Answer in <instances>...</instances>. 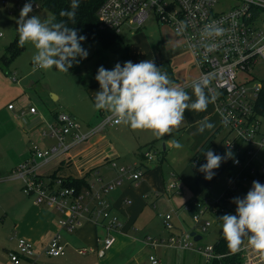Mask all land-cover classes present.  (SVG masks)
<instances>
[{"label":"built area","instance_id":"1","mask_svg":"<svg viewBox=\"0 0 264 264\" xmlns=\"http://www.w3.org/2000/svg\"><path fill=\"white\" fill-rule=\"evenodd\" d=\"M13 1L14 8L20 10L29 2ZM32 3L33 12L29 15L42 7L40 2L32 0ZM219 5L224 7L218 8ZM151 16L170 26L184 39L185 47L192 53L199 70L197 80H210V92L216 97L219 127L222 131L219 145L227 153H232L229 156L231 169L227 172L226 190L216 199L205 197V205L200 212H205L212 205L209 211L213 214L224 213L227 208L234 206L233 197L246 186L248 180L258 178V181H263L264 178V165L256 162V150L264 148V133L261 130L264 102V0H237L232 5L229 0H105L98 10L101 26L119 34L124 29L138 31ZM206 25L222 29V34L202 37ZM9 108H14V103L9 104ZM30 112H36V108L31 107ZM115 119L108 113L98 124L84 130L76 117L61 111L57 120L47 123L42 130L43 135L55 138L56 144L48 148L35 145L33 156L18 164L10 174L4 175L0 170V182L21 179L24 192L33 196L37 203L59 210L63 216L60 220L63 229L76 230L85 217L106 227L108 234L103 238L99 249L101 256L114 245L117 234L123 228L120 218L111 213V204L106 194L121 184L123 176L127 177L128 172L133 171L128 175L131 181L141 180L146 166L155 161L156 152L151 147L144 149V164L139 162L122 166L120 171L123 175L120 179L100 187L90 184L80 192L73 187L63 186L61 178L51 183L39 170L43 165L69 153L74 146L85 142L106 126L117 124ZM113 165L116 166V163ZM233 168L236 171L233 172ZM170 187L178 189L177 182H172ZM198 213L193 215V220L201 232H206L211 221L202 220ZM170 219L171 215L168 214L165 221L168 229L173 227ZM146 242L158 245L164 240L149 236ZM168 243L183 248H193L194 245L191 233L171 235ZM43 252L52 257L66 253V246L59 234L50 240ZM202 252L210 263L221 257L216 253L214 244L206 245ZM241 253L243 264H264V252L251 245L245 246ZM9 255L13 263L19 264L24 257L37 256L36 246L27 238L19 237L17 249ZM151 262L158 264L159 260L156 256H151Z\"/></svg>","mask_w":264,"mask_h":264},{"label":"crops","instance_id":"2","mask_svg":"<svg viewBox=\"0 0 264 264\" xmlns=\"http://www.w3.org/2000/svg\"><path fill=\"white\" fill-rule=\"evenodd\" d=\"M1 2L2 0H0V11H2L3 6ZM164 29L169 33L166 40L162 39L158 42L156 49L152 48L150 53L142 60H153L162 72L168 74L175 86L184 88L191 96L189 102H192L196 97L191 84L197 81L199 70L195 66L192 53L185 47L184 39L178 36L170 26L164 25ZM6 48L7 46L2 54L5 53ZM130 53L132 62L142 61L133 57L132 49H130ZM92 59L94 58L92 57ZM92 59L88 57L84 60L88 62L87 64L92 63V67L101 63L99 60ZM84 60H80L82 66ZM106 61L102 66L110 64L108 66L109 70L113 69L116 60L113 63L110 60ZM8 72L10 73L8 74ZM11 73L14 74V70L5 71L0 68V150L7 147L8 155L6 157L7 160L12 162L11 170L4 172L2 170L3 165H1L3 157L0 156V170L4 175L10 174L18 164L33 156V138H36L38 142L36 145L40 146L43 139L51 137L43 135L42 130L47 126V123L55 122L59 112H61L60 110L53 112L52 121H48L43 113H38L37 109L34 113L30 112V108L34 106H30L26 110V103L24 102L26 101L27 91L25 85L21 83L20 79L12 78ZM85 89L86 97L94 107L96 92L100 90V84L95 80L89 83ZM205 91L209 96H212L208 89H205ZM50 93L58 101L61 99L59 93L56 95L54 92L50 91ZM19 100H22V102L20 101L21 105H17ZM11 103H14V108H9ZM70 113L78 119L76 114ZM107 113L109 112L95 109V115L89 119L90 121L87 122L86 126L82 124L83 129L98 124ZM205 117L209 119L214 127L198 132L197 122ZM219 123L220 119L214 102L209 103L206 111L187 110L182 123L173 128L170 134L163 137L155 136L151 130H133L123 123L108 125L114 127L115 133L127 131L132 134L131 140L128 143H118L116 138L109 137L111 131L107 130L108 126H106L85 142L74 146L69 153L43 165L39 171L46 176L55 174L56 177L63 180L65 178H84L89 184L100 187V185L120 179L123 175L116 158L135 155L134 164L139 163L138 161H142L140 148L148 144L149 147L156 148L158 142L162 140L166 141L169 149L174 148L175 139H172V136L175 134V129H183V132L188 135L189 140L186 144L189 150L193 151V154L208 136L219 128ZM26 135L29 137V142L25 139ZM219 142L220 140H218L217 145ZM149 147H145V149ZM165 152L166 149H164ZM158 160L160 163L157 165L154 161L147 165L148 169H146L138 184L132 183L133 181L128 176H123L121 184L106 194V198L111 204V213L120 218L123 222V228L117 234L114 245L103 256L100 255L99 249L102 246L103 238L108 234L106 227L96 224L91 218L85 217L81 226L76 230L63 229L60 225V220L63 217L62 213L46 204L37 203L33 196L24 192L21 179L14 178L0 182V264H15L11 261L9 253L17 249L19 237L34 242L37 250L35 258L24 257L19 264H152L151 256L158 258V264H211L202 252L205 246L196 248L193 245V248H183L169 244L168 239L171 235L180 236L184 234L182 226L184 219L183 217L176 221L170 219L173 227L167 230L168 228L165 229L167 226L164 223H166L168 214L165 215L164 221H162L160 218L164 215L158 211L160 197L168 184L166 178L170 181L173 180L172 177L178 176L183 183L191 186L200 176V171L190 165L189 169L192 170L187 172L183 169L182 174H178L175 171V164L171 160L167 162L166 166L163 165L164 156L159 157ZM173 161L175 162V159ZM114 163H116V166L113 165ZM185 171L187 174H185ZM113 172H115L114 176ZM92 173L96 174L94 180L89 179ZM107 175L112 179L106 180ZM125 177L131 183H123ZM100 181L101 184H99ZM172 182L168 185L173 193L176 189L170 187ZM262 184H264V180ZM180 187L179 184L178 189ZM85 188L86 186L83 187V189ZM245 193L247 194V191L243 195ZM127 200L129 201L127 202ZM190 200H195V196L184 204L188 205ZM158 220H160V223H158ZM56 234L60 235L62 242L65 244L66 253L58 257H52L43 251ZM195 234L203 238L202 234L197 232ZM149 236L161 238L164 242L152 245L146 242V238ZM193 239V241L201 240H196L195 235ZM247 245H249L247 237H244L240 249L236 252H241ZM81 250H84V252H81ZM229 252L232 253L233 251L229 249ZM200 256L203 262H200Z\"/></svg>","mask_w":264,"mask_h":264},{"label":"clouds","instance_id":"3","mask_svg":"<svg viewBox=\"0 0 264 264\" xmlns=\"http://www.w3.org/2000/svg\"><path fill=\"white\" fill-rule=\"evenodd\" d=\"M79 7V0H72L71 10H61L60 16L74 20L75 9ZM33 12L32 0L25 3L17 21L19 40L23 47L31 43L36 52L32 57L36 69H50L55 67L59 71L68 72L73 62L79 63L77 57L87 58L88 51L82 47L83 35H78L76 28H70L64 21L56 18L41 19ZM222 29L206 25L202 37L209 38L222 34ZM95 79L100 84L96 92L94 108L110 112L117 124L123 123L133 130H151L157 137L170 134L184 120L185 112L206 111L209 103H214L216 97L209 96L205 89H210V80L201 79L191 84L196 99L192 102L191 96L184 88L175 86L166 72H162L153 60L146 59L138 63L126 61L117 62L113 69L104 66L98 68ZM198 132L214 127L205 117L198 121ZM176 148H181L179 142ZM228 156L232 153L228 151ZM205 164L200 170L205 178L211 180L214 169L221 165L223 157L209 150L206 152ZM238 163V161H236ZM236 204L235 214H224L222 233L227 241L228 248L236 252L247 237V242L254 249L264 252V184L253 180L251 189L243 197H233Z\"/></svg>","mask_w":264,"mask_h":264},{"label":"rangeland","instance_id":"4","mask_svg":"<svg viewBox=\"0 0 264 264\" xmlns=\"http://www.w3.org/2000/svg\"><path fill=\"white\" fill-rule=\"evenodd\" d=\"M34 1L42 3V0ZM1 3L3 6L1 5L2 11H0V32L2 33V36H0V55L4 51L5 47L8 46L17 35L19 36L17 30V21L19 19L21 11L17 7L14 8L15 1L13 0H7L6 2L2 0ZM235 3H237V0H229V4L232 5ZM222 7L224 6H218V8ZM32 15L39 16L42 20L48 17H52L51 12L45 9L43 6L40 9L36 10L33 14L29 15V17H31ZM164 25L166 24H162L161 22L156 20L155 16H151L150 19L145 22V24H143L141 29H139L138 31L132 32L128 29L123 30L121 35L123 36L125 41L130 44L134 58L142 60V58L146 57V55L150 53V50H152V48L156 49V45L158 42H160L162 39L166 40L167 35L169 33L166 29H164ZM90 45L91 46L86 49L89 53L87 58L89 57L92 59L93 57L94 59L92 60H99L101 63L92 67V63L87 64L88 62L84 60L87 58L79 57V59L77 60L79 61V63H77V71H75L73 68H69L68 72H63L59 71L55 67L47 70L36 69L34 71L32 57L36 52V49L31 43L25 44V50L20 55H18V57L10 67V70H14V74L11 73L10 75L12 76V78L16 77L17 79H20L21 83L25 85L27 91L26 101L24 102L26 103V110H28L30 106H34L39 111L38 113L41 112L45 115L48 121H52L53 112H55L56 110L66 111L69 113L73 112L74 114H76L80 122L83 125L85 124L86 126L87 122L90 121L89 119H91V117L95 115V108L92 106L91 103H89V100L86 97L85 88L89 83L96 80L95 77L97 75L98 68L102 66L104 62H107L106 60H110L113 63L114 60H116L117 58L116 54L110 51L101 50L100 45L97 41L91 43ZM98 49L99 52L97 55H95ZM82 59L84 60L83 66L80 62V60ZM107 65L110 66V64ZM108 66L104 67L109 70ZM9 73L10 72H8V74ZM50 91L54 92L55 95L59 93L61 95V99L58 101V99H56L55 96L50 93ZM85 99H87V101H85ZM20 101L22 102V100H19L17 105H21ZM107 130L111 131L109 132V137L112 139L116 138L118 143H128L131 140L132 134L128 133L127 131L115 133L114 127L111 126H108ZM261 130L264 133V113L261 114ZM221 134L222 131H220L217 137L214 139L213 147L217 145L218 140H220ZM25 139H27V142L30 141H28V135H26ZM172 139H175V143L179 142L182 147H174L169 149L165 140L159 141L157 147L152 148V150L155 151L157 154L155 156L156 159L154 161L155 165L160 163L158 157L164 156L163 165L166 166L167 162H170L171 160L175 164V171L178 174H182L183 169L187 170V172L189 170H192L189 169V160L192 157L193 151H190L188 145L186 144L187 140H189L188 135L183 132V129H175V134L174 136H172ZM56 143L57 140L55 138L47 137L42 140L40 146L48 148ZM36 144H38V142L36 138H33L32 146L34 147ZM6 148L7 147H3L0 150V156L3 157V160H1V165H3V169H1L4 172L11 170L10 168L12 167V162L7 160L6 157L8 155ZM164 149H166L165 153ZM256 151L257 164L264 165V148H258ZM173 159H175V162L173 161ZM134 161L135 155H125L124 157L122 156L120 158H116V162L120 168L123 165L131 166L134 164ZM234 171H236V168H233V172ZM132 172H128L127 176ZM187 172L185 171V174H187ZM114 175L115 172H113V176ZM227 176L228 174L224 173L213 183L209 191L200 195V197L209 196L212 199L218 198L228 186V181L226 179ZM95 178L96 174L92 173L89 179L94 180ZM111 179L112 178H110V176H106V180ZM172 179L175 181H169L168 178H166L167 183L169 184L172 181L178 182V185L180 184L181 187L180 189H176L175 192L172 193L169 189V185H166L164 193L160 197L161 201L158 206V211L160 213H163L164 215L162 218H160L159 216L160 220L164 221L166 214L171 215V221H173L174 219L175 221L180 220L182 219L181 217H183L184 220L182 226L184 234H186V232L191 233L194 231L203 235V238L201 240L194 241V245L196 248L200 246L204 247L209 244H214L219 239L220 233L222 232L223 221L220 219V217H222L224 213H222L221 216L219 215V217L209 210L198 213L202 220L211 221V226L208 228V230L206 232H201L193 220V215L188 210V205L184 204L190 198L192 199L194 197L190 185H186L185 183H183L178 176H175V178L172 177ZM140 181L141 180H136L132 183L138 184ZM124 182L131 183L130 180H128L126 177L123 183ZM252 182V180H248L246 186H244L245 190H243L244 188L238 190L236 192L235 197H242L245 191L248 192L252 187ZM259 182L262 183V181ZM232 209H236L235 203L234 206H232ZM160 220H158V223H160ZM165 229H167V227ZM199 258L200 262H203L201 256Z\"/></svg>","mask_w":264,"mask_h":264},{"label":"trees","instance_id":"5","mask_svg":"<svg viewBox=\"0 0 264 264\" xmlns=\"http://www.w3.org/2000/svg\"><path fill=\"white\" fill-rule=\"evenodd\" d=\"M104 1L105 0H79V7L75 9L76 16L74 20H69L67 17L60 16L61 10H71L72 0H42V6L51 12L52 17L54 16L57 22L64 21L68 27L76 28L78 31V35H83L86 37V40L81 42L83 48L87 49L91 46V43L97 41L100 45L101 50L110 51L117 55L116 63L120 62L121 64H123L126 61H132L130 53V44L125 41L121 34L117 33L114 30L103 28L100 24L98 18V10ZM18 40L19 36L17 35L15 39L11 41V43L7 46L5 53L0 55V68L4 69L5 71H9L12 63L15 61L18 55H20L25 50L26 46L24 45L23 47H20L18 44ZM98 52L99 49L95 53V55H97ZM76 59L78 60L79 57H77ZM71 68H73L75 71L78 70V66L75 61L73 62V66ZM262 109L263 110L261 111V114L264 113V102L262 104ZM219 132L220 127L208 136V138L192 154V157L189 160V164L193 168L200 171V176L190 186L195 196V200H190L188 202L189 211L192 215H195L196 213L200 212L202 207L205 205V197H200V195L208 192L213 183L224 173H227L231 169V159L227 155V151L224 149V147L220 146L219 144L213 147L214 139L217 137ZM147 146L149 147V144L140 148L142 164H144L143 162H145L143 152L144 148ZM209 150L223 157L220 167L213 170L214 176L211 180L206 179L205 173L200 170V165L205 164L207 162L206 152ZM146 169H148V167ZM44 177L51 183L55 182V180L60 178L56 177L55 174L50 176L44 175ZM254 180L259 179L257 178ZM262 180H264V178ZM62 183L63 186L75 187L78 192L82 191L84 186H90L89 182H87L84 178H65L64 180L62 179ZM243 188L245 187L243 186ZM211 208L212 205H210V208H207L206 211L210 210ZM235 212L236 210L232 209L231 207L227 208L224 214H235ZM214 214L219 217V215L221 216L222 213ZM214 247L216 253L220 254L221 257L213 259L211 264L244 263L241 252H229L227 241L224 239L222 232L220 234V238L214 244Z\"/></svg>","mask_w":264,"mask_h":264},{"label":"water","instance_id":"6","mask_svg":"<svg viewBox=\"0 0 264 264\" xmlns=\"http://www.w3.org/2000/svg\"><path fill=\"white\" fill-rule=\"evenodd\" d=\"M192 235H193V236L195 235V239H196V240H199V239L202 238V236H198V235H196L195 232H192Z\"/></svg>","mask_w":264,"mask_h":264}]
</instances>
